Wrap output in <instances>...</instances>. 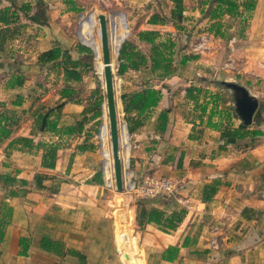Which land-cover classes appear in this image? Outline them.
Returning a JSON list of instances; mask_svg holds the SVG:
<instances>
[{"label": "crops", "instance_id": "1", "mask_svg": "<svg viewBox=\"0 0 264 264\" xmlns=\"http://www.w3.org/2000/svg\"><path fill=\"white\" fill-rule=\"evenodd\" d=\"M73 1L75 6L79 7L76 4L77 0ZM189 1L191 0H182L184 18L186 19L191 17L186 15H197L199 13L197 12L198 9L202 12L205 11L209 4V2L205 3V0H200L198 9L194 7L187 9L186 4ZM124 4L129 8H134L141 6L143 2L142 0H124ZM263 4L264 0H255L254 16L250 26V29L257 30L258 35L261 31H264V13L261 12ZM6 5L9 4L3 1L0 8ZM62 6L64 8L60 12L65 14L72 12L65 4V0ZM54 10L56 8L48 11L49 18L46 23H34L33 27L31 26L30 34L26 38L31 44L27 46L28 48H21L22 53L33 50L35 54V61L31 62L33 66H27L26 62L28 60L25 61V65H20L18 66L20 68L16 67V70L13 69L7 73L5 82L2 80V76L5 74H1L0 69V102H5L8 109L16 111L17 108L21 107L24 111L23 101L26 95L23 94L22 96L20 90L22 88L29 89L28 98L30 103L26 109L28 111L27 116L21 119L19 117L9 139L16 136H28L34 139V144L40 141L60 144L55 167L48 169L41 166L42 149L17 147L9 150L5 148L9 139L0 143V160H4L5 156H9L4 165L10 166V169L11 166L16 167L13 168V173H7L15 176L18 180L23 179L27 182L25 185L21 183L14 184V187L22 190V195L20 194L18 198L10 200L3 197L4 202L11 206L12 211L4 228L3 240L0 242V264L60 263L55 258L57 255L41 249L39 243L42 237H49L59 242H63L64 239L36 231L34 223L36 219L52 217V215H47L50 213L48 208L56 205H62V208L66 210V213L59 218L62 225L60 230L66 231L67 236L70 234L73 238L70 239L72 242L65 243L66 248H70L69 250L74 252L64 254L66 260H62L61 264H109L106 238H104L102 244L100 243V233L104 232L101 225L106 217H108L111 229V241L117 264H264V108L260 115L259 112L256 115V112L254 113L252 123L246 127L249 130H258L261 134L250 135L237 139L234 143L223 144L220 140V129L227 123L232 127H237L240 125V121L236 118L234 111L227 110L226 112V108L222 110L220 105L216 108L213 107L210 96L215 92H211L208 85H203L202 79L193 78L192 72L176 69V66L173 67L174 53L171 74L158 77L157 83L152 85L161 92V99L157 106L139 117L135 112L132 113L135 118L141 121V124L132 133H129L132 143L131 149L129 146V152L130 165L134 175L138 178L142 177L141 174L146 169L153 168L154 174L157 173L160 176L174 175L176 172L173 169L180 168V166L188 169L184 177H181L182 171H178L180 177H175L177 181L172 179L175 183L171 180L175 185V189H177L174 190L177 195L175 194L176 197L172 200L171 210L168 209L167 204L164 205L160 201L145 203L147 208L156 207L164 210L168 215L172 210L183 208L185 215L175 229L162 231L157 224L147 223L142 229H139V241H125L123 239L125 222L121 220L120 215L126 209L125 207L132 203V200L129 193L124 192V190L119 192L113 189L109 200V214L104 211L100 198L103 182L105 181L108 187H112L114 181L108 183L105 178V170L104 174L102 173L104 162L101 152V138L99 137V154L96 149V141H94L92 134H89L91 131L87 128H84L79 134L61 136L48 131L35 132L37 129L35 120L41 106L48 108L62 103L59 126L73 124L83 110V105L74 98L70 101L61 98L60 89L64 86L62 84L63 80H60L53 90L47 91L48 93L35 101L44 87L41 85L43 83L40 80L42 76L39 75L38 71L40 64L36 63L41 52L59 45L61 48L67 49L70 54H73V52L84 53V50L79 49L82 45L76 44L67 34V25L59 22L61 20H56L60 15L56 16ZM155 12L160 14L161 17H169L166 14H161L159 10H153L144 23L139 25L141 26L139 31L158 30L160 40H165L168 37L175 38L176 29L172 22L148 23L149 16ZM124 15H126V12ZM132 16V14L125 16L128 25L131 23ZM208 23V18L206 22L202 21L200 23L203 25L202 30H206ZM135 37L136 40H132L135 45L143 42L138 39L137 35ZM198 37H203L205 42H199L201 46L199 49L194 50L192 55H183L191 56L189 58L191 60L189 61L190 64L197 65L195 75L201 76L203 74L198 68L213 61L211 56L214 52H211V49L208 48L212 44H219L220 39L207 32L200 33ZM175 40L174 52H176L177 46V40ZM237 40L236 37L234 41ZM17 42L18 39H14L8 43L7 50L10 60H13L11 57L13 55L12 51L15 49ZM260 42H264V39H260ZM88 46L93 51V47ZM263 46L261 45V49L258 48V51H262ZM228 47L230 49L226 51L225 65L236 70H240L241 67L243 70L249 71L251 69L250 60L253 59H249L251 58L248 52L249 49L241 48L237 44L234 45L231 41ZM246 52L249 54L246 55ZM210 54L212 55L210 56ZM241 54L245 55L247 60L240 58L239 55ZM182 56L178 59L181 60ZM179 60L178 65L184 66L185 63L180 64ZM229 68L226 70H230ZM53 72L54 70L49 69L44 79H49L50 74H53ZM55 73V79H60L64 75L63 69H56ZM18 74L23 75L24 84L20 87H12L11 83ZM226 75L228 77H225L224 80L232 79L230 77L231 73H226ZM196 79H199V81ZM238 82H241V80ZM248 83L251 84L250 81ZM189 86L204 88L202 89L203 93L207 91L206 95H200L199 100V102H202V100L208 102L205 112H201L199 106L186 97L185 90ZM249 90L251 93L253 92L252 89L249 88ZM262 93L264 95V90ZM34 94L35 96H33ZM16 95L23 97L21 104L18 106L8 105L6 101L9 99L14 100ZM212 107L214 112L209 119L208 115ZM165 109H169L167 122L165 129L160 131L158 115L161 110ZM40 135L41 137H39ZM170 143L179 148L176 153H170L164 149V146ZM185 145L189 149L185 148ZM159 147H162V149H159ZM25 155L33 157V159L28 162H22L18 159ZM170 159L173 160L167 161ZM100 160L102 161V167ZM146 163H148L147 166H145ZM37 173L46 174V179L42 182L44 186L42 188L37 187L34 183V176ZM52 175L62 179L55 180V176ZM186 177L188 178L186 179ZM146 178L148 176L144 175L143 181ZM215 180L218 182L217 191L210 199L203 201L201 196L204 184L215 185ZM181 182L184 183L182 187L178 184ZM108 184H111V186ZM191 187H194L193 191L196 188L197 190L193 192ZM2 204L1 201L0 212L2 211ZM56 210L58 211V209ZM217 224L219 225L218 229H216ZM73 227L76 228L73 229ZM21 238L24 239L22 245ZM26 244L28 246L26 254L21 255V250ZM170 245L179 247L177 258L173 261L161 259L162 251ZM144 253L147 254L146 258ZM191 253H202L199 255L202 259L196 257L199 261H195L191 255H186ZM77 254L83 256L82 261Z\"/></svg>", "mask_w": 264, "mask_h": 264}, {"label": "rangeland", "instance_id": "2", "mask_svg": "<svg viewBox=\"0 0 264 264\" xmlns=\"http://www.w3.org/2000/svg\"><path fill=\"white\" fill-rule=\"evenodd\" d=\"M3 1H6L10 5V2L7 0H0V4L3 3ZM63 1L64 0H15L14 5L16 7V11L19 14V18H18V21L13 23V25H12L13 27H15L17 29V34H16L15 38H13L12 40L18 39V42L16 43V46L14 47L15 49L12 51L13 55L11 57L13 60H10L11 58H10L9 52L7 50L8 43L11 42L12 40L8 41L5 44L4 49L0 52V54H1L0 55V69L2 71L1 74H5L2 76V80L5 82V80L7 78V73L11 72L13 69H15L16 67H18L20 65H25V61H27V60H28V62H26V65L30 66V67L33 66V64L31 63V62L35 61V54L33 53V50L31 52H28V51L24 52V53L21 52L22 49L28 48L27 46H29L31 44V43H29V40H26V38L30 34L31 26L34 23H38L37 21L31 20V16H33L35 13H38L39 18L43 19L44 22L46 23V21L49 18L47 15L49 13L48 11L53 10V8L54 9L56 8V10H54L55 15L56 16L60 15L56 18V20H61L59 22H63L67 25V30H66L67 34L74 40V42L76 44H80V45L84 46L85 48H88L90 51L89 52L84 51V53L73 52V54H70L73 59H78L81 61V65L78 68H76L75 71H73V70L69 71V73L74 78H76V80H74V81L73 80H70L69 82L65 81L64 75L60 79L59 78L55 79L56 78L55 77V74H56L55 69H52V70H54V72H53V74H50V78L46 79L47 80L46 81L44 79V76H45L46 72L49 69H51L50 64H47V65H41L40 64L41 66L40 65L38 66V71H39V75L42 76V79H40V80H42L43 83H41V85H43L44 87L39 92L35 101H37V99H40L43 95H45V93H48L49 91L53 90V88L59 84V81L63 80V82H62L63 85L68 84V85H71L75 89V93L73 94L72 98H74L78 103L82 104L83 109L85 107L90 106L89 104L93 103L95 101V99H97L98 95L102 96V101H103L105 99V93H104V88L102 87L101 82L99 80V77H98L96 70H95L94 53H93L92 49L88 45L83 43L80 39L79 30H80V25H81L82 19H84L85 17H87L91 13L93 14L94 18L96 19V29H95V35H96V33L98 31V23H97L98 14L102 13L106 16L107 26H108L109 32H110L111 28H113V19L115 17L114 15H121L124 30L126 31V35L123 38V41L129 40L132 42V40H136L135 36L137 35V32L141 28V26H139V25L144 23L145 19L147 18V16L149 15L150 12H152L153 10H159V12L161 14H163V15L166 14V16L167 15L169 16L170 9L173 6L172 0H150L148 2L146 0H142L143 4L141 6H136L134 8L133 7L129 8V6L125 5L124 0H77L76 4L80 8L77 11H72L70 13L65 14L64 12H60V10L62 8H64V6H62ZM159 1H160V3H159ZM240 1L243 2L244 0H239V2ZM199 2H200V0L189 1L186 4L187 9L188 8L190 9L192 7L198 9V7L200 6ZM22 4H29L30 9L25 10V11L19 10L20 5H22ZM209 7H210V3L208 4L207 9L205 11L202 12V11H199V9H198L197 12H199V13H197V15H195V16L192 14L186 15V16H191V17H190V19L184 18L182 20L181 24L183 26V29L177 30L175 28L176 33H175L174 37L177 40V46L175 49L176 52H173V54L175 53L174 54L175 59L173 62L174 66L173 67L176 66L175 67L176 69L179 68V69H183L185 71L192 72L193 78L202 79L201 82L203 85H208L209 86L208 88L211 90V92H215V94L217 93V96H218V100H217L218 103L217 104L220 105L222 110H223V108H226L225 109L226 112H227V110H230V112H231V110L234 111L235 95L232 93V91H230V90L226 89L224 86L220 85L219 82L224 80L225 77H228L226 75V73H231L230 77L232 79L227 80V81H237L238 82L239 80H241L243 85H245L247 88L249 87L250 89H252V91H253L252 94L255 93L254 96L258 100V108H257L258 110L257 111L259 112V115H260V112L264 108V95L262 93V91L264 90V49L262 51H258V48L261 49V45H264V42H260V39H262V40L264 39L263 38L264 31H261L260 35H258L256 29H250L251 22H252L251 20H252V17L254 16L253 9L250 11H245L243 6H242L241 11H242V14L245 18V21L239 23V18H236L235 20L226 19L227 23L230 24V27L226 28V31H225L226 37L222 39V38L213 36L215 38H219L220 43L214 44V45L212 44L211 47L208 48V49H211L210 50L211 52H214L213 55L210 54V56L212 55L211 58L213 59V61H211L212 63L205 64V66H203V67L201 66V68H198L201 70V73L203 75H201V76L195 75V67H197V65H191L189 62V61H191L190 59H188V62H185L184 66L178 65V60H179L178 58L179 57H181L183 54L192 55V52L194 50H196L195 48L197 45H199V42H202V43L205 42L203 37H198V35L200 33L207 32V30H202L203 25H201L200 23L202 21L206 22V20L208 18V15L206 13H208ZM58 8H59V10H57ZM125 12H126L127 16H130L131 14L133 15L132 16L133 21L131 19V21H130L131 23H129V25H128V20L125 17L126 15H124ZM261 12L264 13V4H263V9H261ZM262 13H261V15H262ZM184 14L185 13L183 11V15ZM132 24H134V25H132ZM207 33H209V32H207ZM236 37L239 41L238 40L234 41V39ZM175 38H173V39L175 40ZM230 41L234 45L235 44L239 45L241 48L243 47V48L249 49L248 52L250 54L248 52H246V55L247 54L250 55L251 58H249V59L253 58L252 59L253 61L250 60L251 61L250 62V66H251L250 70L251 71L250 70L249 71L243 70V68H241V67H240V70H236V69H233L232 67L229 68L228 65H225V61L227 59V57H226L227 52L226 51L230 49V47H228ZM136 47L145 54L149 53L150 44H148L144 41L141 42L140 44H136ZM198 49H199V47H198ZM65 50H67V49H65ZM111 54H112V52H111ZM242 54L239 55L240 58H244V60H247L246 56L242 55ZM115 61H116V65H115V71L113 72V75H114V89H115L116 97H120V94L123 92H133V91L139 90L143 87L152 86V85H155L157 83L158 76L154 75L151 72V70L149 69V66H142L138 70H133V69L128 68V69L124 70V72L122 74H119L118 69H119V65H120V60L118 59V55H116ZM36 63H38V61ZM180 64H183V63H180ZM192 64H194V63H192ZM18 68H20V67H18ZM227 68H229L230 70H226ZM63 74H64V71H63ZM233 79H235V80H233ZM196 80L199 81V79H196ZM249 81L251 82V84L248 83ZM44 84H47V85H44ZM97 88L99 89V94H97V93L93 94V92L96 91ZM201 89H204V88H201ZM20 92H21L20 94L22 96H23V94L26 95V97L24 96L25 100L23 101V103H24V109L23 110L24 111H22L21 107L16 109L17 112L15 110H13V111L15 112L16 115H18V118L20 117V119H21V118H23V117L25 118V116H27L28 111L26 109H27L28 104L30 102H29V98H28L29 97L28 96L29 89L28 88H24V89L22 88L20 90ZM202 95H204L203 92H202L201 96ZM33 96H35V94ZM10 101H11V99L6 101L8 105H11ZM100 111L102 114L101 105H100ZM90 114H91V112L88 113V116ZM101 114L96 119L90 120L89 122H87L84 125V128H87V130L91 131V133H89V134L90 135L92 134L94 141H96V143H95L96 149L98 150L99 154H100L99 128L101 126V121H102L101 120ZM225 114H227V113H225ZM79 118H80V116H79ZM118 121L126 123L125 118H124L123 107L118 114ZM36 131L39 133L43 132V131H40L38 129H36L35 132ZM39 137H41V135ZM127 140H128V143H129V146L131 149L132 143H131V139H130V134L127 135ZM109 148L111 149V147H110V136H109ZM185 148L189 149L187 145H185ZM122 149L123 148L121 146L120 151ZM159 149H162V147H159ZM164 149H166L170 153L171 152L176 153L179 148L174 146V145H171V143H170V144L165 145ZM100 157H101V155H100ZM5 158H4V160L3 159L0 160L1 162H3V164H1V162H0V174H4L7 172L13 173L14 172L13 168H16V167L11 166V169H10V166L4 165V163L6 164L7 159H9V156H7V157L5 156ZM18 159H20L22 162H26V161L28 162V161H31L33 159V157L25 155V156H21ZM127 159H128V161H127L128 168L126 170H129L131 172L130 181L132 182V186L129 188L127 186L128 182H126V180L124 178L125 186H124L123 190H124V192L129 193L132 202L135 204V214H136V203L141 202V201H143L144 203H147V204H149L151 201H157V202L160 201L164 205L167 204L168 209L171 210V208H172L171 203H172V200H174L176 195H177L176 192L174 191L173 193L159 194L156 196L148 195L143 189V187L146 185L145 181H143V177H144V175H147L148 178H157V179L158 178H168L170 180L174 179L177 181V179L175 177H177V178L180 177V174L178 173V171H182L181 177H184L187 174L186 171H188V169L187 168H185V169L181 168L180 164L178 163L180 168L173 169V171L176 172L174 175L171 174L168 176L167 175H161L160 176L157 173L154 174V172H153L154 170L152 168L150 170L146 169L145 172L143 174H141L142 177L138 178L134 175L133 169L130 165V152H129ZM172 160L170 159L167 161H172ZM100 165L102 167V161L101 160H100ZM147 165H148V163L145 164V166H147ZM124 170H125V168H124ZM52 176H55V180L56 179L57 180L62 179L61 177H58L56 175H52ZM187 178L188 177H186V179ZM112 180L114 181V176H112ZM173 182L175 183V181H173ZM19 183L20 182H17V184H19ZM178 184H180V187H182V185L184 183L181 182ZM195 186H197V185H195ZM16 188L18 190V195L14 196V197L10 196L7 198H9L10 200H14L20 196L22 190H20L18 187H16ZM113 189L115 190L114 185L112 187H108L106 182L105 181L103 182V187H102L101 192H100V198H101L102 205L104 206V211H106L107 214H109V211H110L109 200L112 196V190ZM193 189H194V187H191V191H193ZM7 190H8L7 185L0 180V197L3 198L5 196V193L7 192ZM175 190H177V189H175ZM196 190H197V188H196ZM196 190H194L193 192H195ZM2 198H1L0 202L2 201ZM56 206H58V207H56ZM56 206H52V207L48 208V212H50V213L47 215H52V217L48 216L45 219H43V218H41L39 220L36 219V221L34 222L35 223V229H36V231L53 235V237H57V238L62 239V240L64 239L63 242L61 241L62 245H63V249H65V252L69 253L68 250L70 248H66L67 247L66 243L72 242L71 240L73 238L70 236L69 233H68L69 235L67 236L66 231L60 230V227H62V225L60 224V221H59L60 216L64 213H66V210H65V208H62L63 207L62 205H56ZM56 209H58V211ZM179 209H182V208H179ZM49 224H50V226H49ZM178 224H177V226H178ZM217 226H216L217 227L216 229L219 228L218 224H217ZM74 228H76V227H73V229ZM101 228L103 229L104 232L100 233V243L102 244L104 238H106L107 243H108L107 252H109V256H108L109 264H117L115 261V257H114V249H113L112 241H111L112 237H111V229H110V225L108 222V217H106L105 221L101 225ZM135 228L139 229V227L137 225L135 226ZM105 235H106V237H105ZM200 254H202V253H191V254H186V255H188V256L191 255L195 259V261H199L198 259H200V260L202 259V257L199 256ZM144 255L146 258L147 254L144 253ZM196 257H198V259ZM55 258L60 261L59 264H61L62 260H66V259H64L65 255H60V256L57 255V256H55Z\"/></svg>", "mask_w": 264, "mask_h": 264}, {"label": "trees", "instance_id": "3", "mask_svg": "<svg viewBox=\"0 0 264 264\" xmlns=\"http://www.w3.org/2000/svg\"><path fill=\"white\" fill-rule=\"evenodd\" d=\"M10 2V5H6L0 8V52L4 49L5 44L15 38L17 34V29L13 27V23L18 21L19 14L16 11L14 5L15 0H7ZM173 6L170 9L169 17H161L158 13H152L148 18V23H165L166 21L172 22L173 26L177 30L183 29L181 24L184 19L183 11L184 5L182 0H172ZM209 2L210 7L208 8V19L209 24L206 28L207 32L213 36L219 38L226 37V28L230 27V24L227 23L226 19L239 18V23L244 22L245 18L242 14L241 7L243 6L245 11H250L255 7V0H244L239 2L238 0H205V3ZM65 4L68 5L70 11H77L79 7L75 6L73 0H65ZM29 4H22L19 7V10L25 11L29 10ZM31 20L37 21L38 23H45L43 19L39 18L38 13H35L31 16ZM242 28V27H241ZM139 40L144 41L150 44V50L148 54L143 53L139 50L136 45L129 41L124 40L119 48L118 59L120 60V65L118 73L122 74L126 69L137 70L142 66H149V69L153 74H156L158 77H164L171 74V67L173 61V52L176 43L170 37L165 40H160V33L158 30H141L137 33ZM80 50L90 51L84 46L79 47ZM194 57V56H192ZM191 58L189 55H183L180 63H185L186 60ZM37 61L41 65L50 64L51 69H63L64 79L69 82L70 80H76L69 71H75L81 65V61L78 59H73L68 50L62 49L59 45H55L52 48L41 52ZM24 84V77L21 74H18L13 79L11 83L12 87H20ZM186 97L193 100L197 106H199L201 112H205L207 108V101L202 100L199 102L200 95L202 94V89L196 86H189L186 88ZM75 89L68 84H65L60 89V96L67 101L72 100ZM99 94V89L97 88L93 94ZM207 91L203 94L206 95ZM122 101V107L124 112V118L126 121L127 131L132 133L140 124L141 121L135 118L132 113L135 112L137 117L146 114L152 108L156 107L158 102L161 99L160 90L147 86L133 92H123L120 94ZM210 100L213 103V107L218 106V96L217 93L211 94ZM22 102V96L16 95L15 99L11 101V104L14 106L20 105ZM102 102V96L98 95L97 99L90 106L85 107L81 114L80 118L75 120L73 124L59 126V118L61 114L62 103H58L55 106L46 108L45 106L40 107V111L37 112L36 116V128L40 131H48L55 135H71L79 134L83 131L84 125L90 120L96 119L100 116V105ZM212 107L208 118L210 119L213 115L214 108ZM169 109L161 110L158 119L159 129L163 131L167 122V114ZM91 114L88 116V113ZM258 113L256 111L255 115ZM19 118L15 112L7 108L5 102H0V143L6 139H9L13 127L17 124ZM261 134L258 130H249L243 125H238L237 127H232L228 123L225 124L220 129V140L223 144L234 143L237 139H242L250 135ZM252 139V138H251ZM17 147H27V148H40L42 149L41 155V166L43 168L52 169L55 167L57 152L60 148L59 143L55 142H37L34 144V139L28 136H16L10 138L6 144L7 149H15ZM78 148V147H77ZM46 179V174L37 173L34 176V183L37 187H44L42 182ZM0 180L7 185L8 190L5 193L4 199L10 196H17L18 190L14 187V184L18 181L25 185L27 182L23 179L18 180L15 176L11 174L4 173L0 174ZM216 181V180H215ZM216 181L214 184H204L202 199L206 201L210 199L215 192L217 191ZM3 199V198H2ZM2 200V211L0 212V242L4 237V228L7 225L9 218L11 216L12 208L6 202ZM120 215L121 220L125 222V231L123 239L125 241H139V229H142L147 223H155L159 226L162 231L167 229H175L177 224L180 223L185 215V210H172L168 215L164 210H161L156 207L147 208L143 201L136 203V214L135 213V204L129 203ZM245 211V210H244ZM138 226L139 229H136L135 226ZM21 245L24 244V239H20ZM41 249L46 252L53 253L55 255H64L63 245L57 240H53L49 237H42L39 243ZM27 244L23 246L21 250V255L26 254ZM69 252H74L68 250ZM179 254V247L176 245H170L165 248L160 257L166 261H173L177 258ZM81 259L82 255L77 254ZM82 261V259H81Z\"/></svg>", "mask_w": 264, "mask_h": 264}, {"label": "water", "instance_id": "4", "mask_svg": "<svg viewBox=\"0 0 264 264\" xmlns=\"http://www.w3.org/2000/svg\"><path fill=\"white\" fill-rule=\"evenodd\" d=\"M92 15V13L90 14ZM99 24V38L102 61L104 64V93L107 108V118L109 125V135L111 144V153L113 160V176L114 186L117 191H122L125 182L124 176L125 171L123 168L122 160L120 158V133L122 129L126 130V135L129 134L127 131L126 123L118 121L119 105L122 109V101L120 97H116L114 89V75L111 67V43L113 28L110 32L107 26V18L104 14H98ZM123 41V38L121 42ZM121 44V43H120ZM119 44V47H120ZM119 47L116 49L117 55H119ZM94 53V52H93ZM95 56V55H94ZM220 85L226 89L232 91L235 95L234 99V114L240 121V124L247 127L252 123L254 113L258 108V100L252 94L245 85L237 81L222 80L219 82ZM101 102V110H102ZM104 174V169L102 168ZM128 188V187H127Z\"/></svg>", "mask_w": 264, "mask_h": 264}, {"label": "bare ground", "instance_id": "5", "mask_svg": "<svg viewBox=\"0 0 264 264\" xmlns=\"http://www.w3.org/2000/svg\"><path fill=\"white\" fill-rule=\"evenodd\" d=\"M115 16V17H114ZM113 19V33L112 37L110 39L111 43V67L112 71H115V65H116V49L118 48L119 44L121 43L122 38L125 37L126 31L124 30L122 16L121 15H114ZM98 23V18H97ZM95 29H96V19L94 18L93 14L88 15L84 19H82L81 25H80V38L83 42L93 47L94 51V65L96 73L99 77V80L101 82L102 87H104V64L102 61V55H101V47H100V38H99V24H98V31L95 35ZM119 112L121 111V107L119 105ZM101 126H100V132L99 137L101 138V151L103 156V162H104V170H105V178L108 183L112 182V176H113V160H112V153L111 149L109 148V125H108V118H107V108H106V101L103 100L102 104V114H101ZM120 147L122 146V150L120 151V158L122 160L123 168H125V180L128 182V187L130 188L132 186V182L130 181L129 184V178H130V172L126 170L128 168L127 161H128V155H129V143L127 140L126 130L122 129L120 133ZM111 147V144H110ZM125 182V181H124ZM109 185V184H108ZM111 186V184L109 185ZM115 187V186H114ZM116 189V188H115ZM123 191V190H122ZM121 192V191H119Z\"/></svg>", "mask_w": 264, "mask_h": 264}, {"label": "built area", "instance_id": "6", "mask_svg": "<svg viewBox=\"0 0 264 264\" xmlns=\"http://www.w3.org/2000/svg\"><path fill=\"white\" fill-rule=\"evenodd\" d=\"M200 46V44L197 45L195 49ZM145 184L146 185L143 187V189L148 195L151 196H156L165 193H173L175 190V185L168 178H146Z\"/></svg>", "mask_w": 264, "mask_h": 264}]
</instances>
